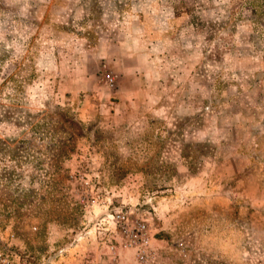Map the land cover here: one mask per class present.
I'll list each match as a JSON object with an SVG mask.
<instances>
[{
    "label": "rangeland",
    "instance_id": "rangeland-1",
    "mask_svg": "<svg viewBox=\"0 0 264 264\" xmlns=\"http://www.w3.org/2000/svg\"><path fill=\"white\" fill-rule=\"evenodd\" d=\"M116 46L136 73L112 70ZM261 135L264 0H0V235L26 264L112 263L118 208L163 242L264 264L224 180Z\"/></svg>",
    "mask_w": 264,
    "mask_h": 264
},
{
    "label": "built area",
    "instance_id": "built-area-1",
    "mask_svg": "<svg viewBox=\"0 0 264 264\" xmlns=\"http://www.w3.org/2000/svg\"><path fill=\"white\" fill-rule=\"evenodd\" d=\"M103 79L109 86L115 85L113 73L106 72ZM104 220L105 230L116 242L108 246L114 256L110 264H246L244 259L235 261L201 247L163 242L150 228L146 216L134 208L115 209ZM12 244L0 235V264H26Z\"/></svg>",
    "mask_w": 264,
    "mask_h": 264
},
{
    "label": "crops",
    "instance_id": "crops-1",
    "mask_svg": "<svg viewBox=\"0 0 264 264\" xmlns=\"http://www.w3.org/2000/svg\"><path fill=\"white\" fill-rule=\"evenodd\" d=\"M196 6V5H195ZM196 8L191 6V9ZM190 10V9H189ZM187 13H189L187 11ZM192 13V12H191ZM175 14V11H174ZM177 15L174 17L176 19ZM185 17H178L179 20H183ZM176 22V21H175ZM177 24V23H175ZM173 26V25H172ZM141 29L144 30V39L149 41L150 47H146L149 53L152 50V44L154 39H157L158 31L155 30L154 26L150 21H144L141 24ZM160 36L163 33L159 34ZM62 38H66V32L63 33ZM63 39V40H64ZM170 39V38H169ZM168 40V39H167ZM118 47V46H116ZM105 54H99L97 52H91L88 55V60H99L102 64L103 57H107ZM132 59L124 58L121 55L119 47L111 51V68L113 71L123 73L124 71H132L136 73L137 67L133 65ZM106 65V64H104ZM84 70H88L85 68ZM138 82V81H137ZM127 89H135L136 83L131 80L128 82ZM124 91V88L123 90ZM123 95V93H122ZM264 135H261V139L257 141H251L250 139L241 138L239 149L235 155V159L231 161V169L228 174L231 175L224 178L225 183H235L234 188H230L233 196H237L239 203V209L242 213H246L251 217V228L255 234L259 237L261 242L264 244ZM229 181V182H228ZM227 185V184H225ZM226 187V186H225ZM228 188V186L226 187ZM213 227L214 232L211 234V248L215 250H226L228 253L231 252V243H229L228 226L225 223H216L214 220ZM231 254V253H230Z\"/></svg>",
    "mask_w": 264,
    "mask_h": 264
}]
</instances>
